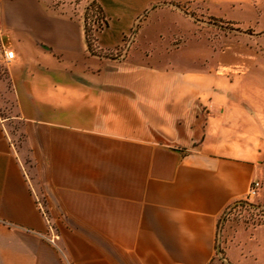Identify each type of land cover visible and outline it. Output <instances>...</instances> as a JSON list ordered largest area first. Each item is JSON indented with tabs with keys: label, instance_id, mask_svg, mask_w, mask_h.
Here are the masks:
<instances>
[{
	"label": "crops",
	"instance_id": "1",
	"mask_svg": "<svg viewBox=\"0 0 264 264\" xmlns=\"http://www.w3.org/2000/svg\"><path fill=\"white\" fill-rule=\"evenodd\" d=\"M96 1L0 0V264H264V0Z\"/></svg>",
	"mask_w": 264,
	"mask_h": 264
},
{
	"label": "rangeland",
	"instance_id": "2",
	"mask_svg": "<svg viewBox=\"0 0 264 264\" xmlns=\"http://www.w3.org/2000/svg\"><path fill=\"white\" fill-rule=\"evenodd\" d=\"M62 1L69 2L71 0H59L57 1V3ZM75 1L81 2L83 5L88 0H75ZM0 35H1V31H0ZM3 49L4 47L2 46L1 37H0V114L2 115V117L8 119L7 123L11 128L13 127L17 128L18 120L13 118V113L15 111L14 102L10 94L11 92L10 85L7 82V75H6L7 73L6 65L8 62H5V60L1 56V54H3ZM243 201L244 202L242 203L239 202L236 205H234L232 210L225 212L223 216L222 228L224 226V222H227L231 218L245 219L246 221L261 219V221H263L264 223V215L261 214L260 212H257L255 208L247 206V203L249 202H245V200Z\"/></svg>",
	"mask_w": 264,
	"mask_h": 264
},
{
	"label": "trees",
	"instance_id": "3",
	"mask_svg": "<svg viewBox=\"0 0 264 264\" xmlns=\"http://www.w3.org/2000/svg\"><path fill=\"white\" fill-rule=\"evenodd\" d=\"M105 19V15L100 7V4L96 0H90L87 6H85L83 23L87 49L91 53H98L96 45V34L93 30L92 23L96 21H103L105 26ZM18 138L21 140L22 135H19ZM240 202L242 203L244 201L242 200ZM247 206L253 207L251 203H247Z\"/></svg>",
	"mask_w": 264,
	"mask_h": 264
},
{
	"label": "built area",
	"instance_id": "4",
	"mask_svg": "<svg viewBox=\"0 0 264 264\" xmlns=\"http://www.w3.org/2000/svg\"><path fill=\"white\" fill-rule=\"evenodd\" d=\"M57 1H59V0H50V4L56 5V4H58ZM73 1H75V0H71V2H73ZM88 3H89V0L85 2V5L87 6ZM92 27H93L94 32H97L98 30H101L104 27V23H103V21H96V22L92 23ZM130 42H131V38L124 39L123 45H127ZM1 56L5 60V62H10L14 58V52L10 49L4 48L3 54H1ZM260 186H261V183L256 179L251 182V184L249 186V190L246 193L245 202H249V199L253 198L256 195V192H258ZM41 211H42V209H41ZM52 242H54V240H52Z\"/></svg>",
	"mask_w": 264,
	"mask_h": 264
},
{
	"label": "water",
	"instance_id": "5",
	"mask_svg": "<svg viewBox=\"0 0 264 264\" xmlns=\"http://www.w3.org/2000/svg\"><path fill=\"white\" fill-rule=\"evenodd\" d=\"M239 202H240V201H239ZM239 202H238V203H239ZM253 206H254V205H253Z\"/></svg>",
	"mask_w": 264,
	"mask_h": 264
}]
</instances>
